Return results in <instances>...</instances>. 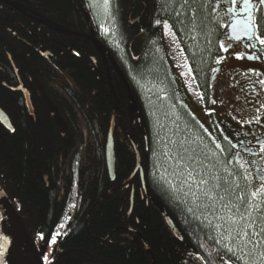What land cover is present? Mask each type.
Returning <instances> with one entry per match:
<instances>
[{"label":"trees","instance_id":"trees-1","mask_svg":"<svg viewBox=\"0 0 264 264\" xmlns=\"http://www.w3.org/2000/svg\"><path fill=\"white\" fill-rule=\"evenodd\" d=\"M208 9L205 0H111L117 54L86 0H0V110L11 124L0 121V191L19 219L14 227L0 204L8 236L16 229L43 243L65 225L52 264H183L185 253L219 264L215 232L156 170L155 125L134 84L167 88L157 19L172 25L195 73L210 62L217 28ZM18 80L30 106L10 89ZM112 114L114 181L104 162ZM131 140L142 177L123 183L136 163Z\"/></svg>","mask_w":264,"mask_h":264},{"label":"flooded vegetation","instance_id":"flooded-vegetation-1","mask_svg":"<svg viewBox=\"0 0 264 264\" xmlns=\"http://www.w3.org/2000/svg\"><path fill=\"white\" fill-rule=\"evenodd\" d=\"M205 3L217 28V52L210 62L204 65V70L195 73L183 50V56L187 58L192 69V74L188 77L183 67L178 66L183 65V62L180 53L172 45L177 68H171L166 59V89L172 98H169L168 106L171 107L164 116L165 125L169 135L178 127L182 134L192 139L201 138L199 142L205 143L211 152H215L220 165L237 176L241 180V183H238L240 188L249 192L253 185L258 183L259 177L264 175L261 171L264 169V152L261 151V146L264 145V107H261L264 105V85L259 83L264 79V45H260L254 37L246 35L240 29L233 31L232 24L236 17L226 11L230 6L228 0H205ZM252 3L253 15L257 18L252 23H259L258 34L264 38V12L257 11L261 7L258 0H252ZM240 7L238 0L236 11L242 25L248 14L240 11ZM177 41L181 45L178 39ZM221 42L229 46L227 51L220 48ZM250 43L255 47H249ZM236 53L244 55L238 59ZM252 56H258L259 59H251ZM257 73L259 75H256ZM19 84L21 82L18 80V85L10 89L17 91ZM197 93L203 94V100L198 98ZM213 100L216 103H212ZM256 116L260 117L259 121L255 120ZM249 120L252 122L246 123ZM5 126L10 128L11 124ZM241 141L243 143H240ZM217 142L223 151L216 148ZM245 161L248 163H244ZM245 176L247 180L244 179ZM15 230L13 229L14 235L10 237L6 234L3 224L2 238H7V251L3 254L6 263L3 256H0V264H43L41 260L36 259L30 248L34 247L33 242L36 240H28L22 235L16 237ZM19 243H23V246ZM25 247H28V250Z\"/></svg>","mask_w":264,"mask_h":264},{"label":"snow or ice","instance_id":"snow-or-ice-1","mask_svg":"<svg viewBox=\"0 0 264 264\" xmlns=\"http://www.w3.org/2000/svg\"><path fill=\"white\" fill-rule=\"evenodd\" d=\"M189 2L195 3L196 0H184L185 5ZM228 2L230 6L226 10L227 13L236 17L232 24L233 31L240 29L246 35L254 37L260 45H264V38L258 34L259 23H252L257 19L253 15L252 0H239L240 11L248 14L242 25L236 11L238 0H228ZM258 3L261 7L257 11L264 12V0H258ZM92 6L95 7V4ZM103 11L105 16H111V0H103ZM155 23L162 24L165 35H171L173 42L176 41V33L172 31V25L167 20L157 19ZM104 30L108 31L107 28ZM228 47L221 42V49L227 51ZM249 47L255 46L250 43ZM180 55L183 57V49H180ZM243 55V53H236L238 59ZM250 58L259 59L258 56ZM178 66L187 68L186 75H191L192 69L189 65ZM259 83L264 85V79H261ZM197 96L200 100L204 98L201 93H197ZM212 103L216 101L213 100ZM255 120L259 121L260 117L256 116ZM251 122V120L246 121V123ZM238 123L245 122L238 121ZM159 128L165 132V135L160 137L159 152H153V155L157 156V169L162 170L169 190L181 203L189 205L187 212L191 213L200 224L216 233L215 236L209 235L208 238L223 249V254L219 250L216 252L219 264H232V262L234 264H264V175L259 177L258 183L253 185L250 192H245L238 183L218 174L217 166L221 162L215 152L205 151L206 145L201 147L199 142L201 138L192 139L182 134L178 127L170 135L163 124H159ZM173 136L178 138L173 139ZM215 146L221 149L220 143L217 142ZM261 151L264 152V145L261 146ZM244 163L241 164V168L244 167ZM224 171L229 176L232 175L226 167ZM261 171L264 172V169ZM244 179L247 180V176ZM59 235L61 233L52 236L50 243L55 244L56 236ZM40 238L44 239V236L41 235ZM6 242V237L0 238V256L6 250ZM229 254L231 261H225L224 255ZM45 261L46 264H50L47 257Z\"/></svg>","mask_w":264,"mask_h":264},{"label":"rangeland","instance_id":"rangeland-1","mask_svg":"<svg viewBox=\"0 0 264 264\" xmlns=\"http://www.w3.org/2000/svg\"><path fill=\"white\" fill-rule=\"evenodd\" d=\"M86 2L90 8V11L93 14L92 16H94L96 21H97V24H98L99 30H100V35H101L103 41L106 42L108 45H110L113 49H115V51L118 52L117 54H120L118 51V45H117V43L115 41V37H114V30L112 27L111 16L110 17L105 16L104 11H103V0H86ZM93 4H95V7L92 6ZM105 28L108 29L107 32H105V30H104ZM172 31H173V29H172ZM160 38L162 41V46L165 49L166 59L170 63V67L173 69L177 68L176 59L173 56V52H172L173 51L172 45H174L176 47L178 52L180 51V48H179L180 45L178 44L177 38H176V41L173 42L171 35H165V32H164L162 25L160 28ZM184 57L185 56L181 57L183 65L184 64L189 65L187 58L184 59ZM183 71L186 74L188 72V69L183 67ZM191 74H192V71H191ZM187 76L189 77L190 75H187ZM134 84H135V88H137L139 94L142 96V99L145 102V104H143V105L147 106V109L149 111V115H151L152 122L155 125V127H154L155 128V130H154L155 151L158 153L159 149H160V143H161L160 137L165 135V132L159 128V124L165 125L164 116L167 114V110L170 109L171 106H168V102H164V99L162 98L163 96L160 93V90L162 88L154 85V83L144 84L142 82L135 81ZM162 121H163V123H162ZM165 128H167L166 125H165ZM205 145H206L205 143L201 142V147H203ZM205 151L211 152L210 148H208V147H206ZM156 165H157V162H156ZM217 167L219 169V171H218L219 175H221L223 177H227L230 181H232L234 183H241V180H239L237 178V176H235V175L229 176L228 173L224 171L225 166L219 164ZM156 170L159 173V175L163 179H165L162 170H158L157 166H156ZM165 181H166V179H165ZM1 219H2V217H1V213H0V238H2V235H3V233H2L3 221ZM64 232H65V225L60 224L56 228V231L54 233V235H56V233H61V235L56 236V243L55 244L50 243L51 240L47 241V242H43V243L38 241V240L33 242L34 247L33 248L30 247V248L32 249V252L34 253L36 259L37 260L39 259L42 261L43 264H46L45 257H47L50 264H52L53 261L55 260L56 256H57V249H58L59 240L61 239ZM5 249L6 250L4 251L3 254H6V251H7L6 246H5ZM3 260H4V262L6 261L4 256H3ZM17 260H19V258H17ZM225 261H228V260H225ZM183 264H204V263L198 256H196L192 253H185L184 258H183ZM232 264H234V263H232Z\"/></svg>","mask_w":264,"mask_h":264},{"label":"water","instance_id":"water-1","mask_svg":"<svg viewBox=\"0 0 264 264\" xmlns=\"http://www.w3.org/2000/svg\"><path fill=\"white\" fill-rule=\"evenodd\" d=\"M91 42L93 43V45L97 48L98 51H101V49L99 48L97 42L93 39L90 38ZM113 65L116 66V64L114 63V61L112 60ZM116 68L118 69V67L116 66ZM17 91H21L22 93L25 94V99H26V103L29 105V96L26 93V91L22 88L21 84H19V86L16 88ZM0 120L7 126L10 125L7 117L5 116V114L0 110ZM113 130H114V115L112 114L111 119H110V123H109V128H108V132H107V136H106V143H105V148H104V162L107 168V172L108 175L110 177V181H114L115 180V171H114V152H113ZM131 145L133 147V150L135 152V157H136V163L135 166L130 174V176L123 181V183L128 182L133 175L136 172L140 173V176L142 177V171L140 170V157H139V152H138V148L137 146L133 143V141L131 140ZM0 204L2 209L6 212V214L9 215V218L13 224L14 227H17L19 224V219L14 211V209L12 208L11 204L9 203V201L6 199V197L4 196V194L0 191ZM165 222L167 223L168 227L170 228V230L174 233V235L180 239L181 236L178 232V230L176 229L175 225L173 224V222L171 221V219L168 217V215L163 212L162 213ZM146 251L149 252L148 248L146 247Z\"/></svg>","mask_w":264,"mask_h":264},{"label":"bare ground","instance_id":"bare-ground-1","mask_svg":"<svg viewBox=\"0 0 264 264\" xmlns=\"http://www.w3.org/2000/svg\"><path fill=\"white\" fill-rule=\"evenodd\" d=\"M177 38V37H176ZM160 40H161V38H160ZM162 43V42H161ZM97 44H98V42H97ZM98 46H99V44H98ZM184 45L183 44H181L180 45V48L181 49H183L184 50ZM99 48H100V46H99ZM101 49V48H100ZM132 49V47H130L129 48V50H131ZM162 51H163V56H164V58H166V54H165V49L163 48V46H162ZM185 51V50H184ZM136 50H134V52H133V54L135 55L136 53ZM180 52V51H179ZM112 60L113 59H111V62H112ZM114 61V60H113ZM114 63H115V61H114ZM160 93H161V95L163 96L162 98L164 99V102H170V100H169V98L171 99L172 98V96H171V93H169V91L166 89V88H164V87H162V89L160 90ZM166 98V99H165ZM173 233V232H172ZM173 235H174V233H173ZM175 236V235H174ZM176 237V236H175ZM177 238V237H176ZM181 239V238H180ZM144 247H145V249H146V247H147V245L146 244H144ZM148 248V247H147ZM148 250H149V248H148Z\"/></svg>","mask_w":264,"mask_h":264}]
</instances>
